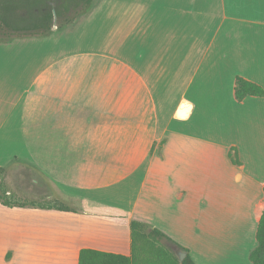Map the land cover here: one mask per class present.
I'll use <instances>...</instances> for the list:
<instances>
[{
  "label": "crops",
  "instance_id": "1",
  "mask_svg": "<svg viewBox=\"0 0 264 264\" xmlns=\"http://www.w3.org/2000/svg\"><path fill=\"white\" fill-rule=\"evenodd\" d=\"M236 76L264 89V0H92L70 26L0 41V165L70 208L0 204V251L128 255L137 220L195 264H251L264 95L236 101Z\"/></svg>",
  "mask_w": 264,
  "mask_h": 264
},
{
  "label": "trees",
  "instance_id": "2",
  "mask_svg": "<svg viewBox=\"0 0 264 264\" xmlns=\"http://www.w3.org/2000/svg\"><path fill=\"white\" fill-rule=\"evenodd\" d=\"M79 0H69L77 3ZM92 0H83L86 11ZM68 4L65 3V9ZM37 10V11H36ZM23 11V13H20ZM59 14V11L56 12ZM53 13L51 9L40 12L39 0H0V26L13 28L15 31L31 29L42 30V34L50 29ZM233 95L240 102L245 96H263L264 89L257 83L242 76L234 79ZM233 150V151H232ZM229 158L233 164H240L236 149H229ZM8 170L0 165V204L7 207H31L39 209H56L68 211L70 208L57 200H26L19 198L7 182ZM264 191V188H263ZM130 252L128 255L102 251L90 247L79 250L77 264H195L188 250L161 230L137 220H131ZM256 246L249 253L251 264H264V203L260 211L256 231ZM174 249L185 252L182 261L178 260ZM9 253L6 254L8 257Z\"/></svg>",
  "mask_w": 264,
  "mask_h": 264
},
{
  "label": "rangeland",
  "instance_id": "3",
  "mask_svg": "<svg viewBox=\"0 0 264 264\" xmlns=\"http://www.w3.org/2000/svg\"><path fill=\"white\" fill-rule=\"evenodd\" d=\"M70 10L68 12L59 11V14L57 16H53L51 19L50 29L46 31L45 34H42V30H36L31 31V29H24L15 31L13 28H3L0 27V41H7L14 37H28V36H45L47 35L51 29L56 26L58 29L67 27L72 25V23L85 11L84 10V3H80L79 6L77 5H69ZM20 13H23V11H20ZM20 174H23L20 175ZM34 177V174L32 171H29L27 169H18L17 166H13L11 170L8 172L7 176V182L9 184L10 189L16 193L19 198H23L26 200L30 199H37V200H43L40 199L39 194L43 192V188L40 185H37L34 187L33 183L31 182V179ZM17 191V192H16ZM20 192V195L18 194ZM37 194V195H36ZM264 203V198L259 201V204L257 205V215L259 216L260 211L262 209ZM10 213V212H9ZM7 212L0 211V227L2 230H8L6 227L8 225L7 219ZM4 226V227H3ZM31 231L33 227H30ZM50 239H39V241L48 242ZM55 240V239H54ZM49 245L48 244H41V246L38 248L39 252L38 255L40 256V262L41 264H46L48 257H53L48 255L49 251ZM178 250V249H176ZM181 251V250H179ZM18 253H10L8 257L6 256V252L0 251V264H22L21 259H19ZM68 264L71 263V260L67 259Z\"/></svg>",
  "mask_w": 264,
  "mask_h": 264
},
{
  "label": "flooded vegetation",
  "instance_id": "4",
  "mask_svg": "<svg viewBox=\"0 0 264 264\" xmlns=\"http://www.w3.org/2000/svg\"><path fill=\"white\" fill-rule=\"evenodd\" d=\"M65 3L68 4L67 9H65ZM80 3H83V0H79L75 4L70 3L69 0H39L40 12H45L47 9H51L53 16H57V9H61L60 11L63 12H68V10H70V4L79 6Z\"/></svg>",
  "mask_w": 264,
  "mask_h": 264
},
{
  "label": "water",
  "instance_id": "5",
  "mask_svg": "<svg viewBox=\"0 0 264 264\" xmlns=\"http://www.w3.org/2000/svg\"><path fill=\"white\" fill-rule=\"evenodd\" d=\"M174 253H175V255H177L179 261L183 260V258L185 256V252L174 249Z\"/></svg>",
  "mask_w": 264,
  "mask_h": 264
}]
</instances>
